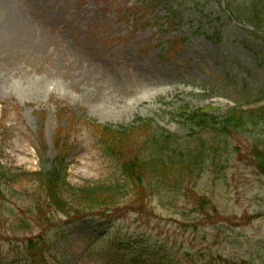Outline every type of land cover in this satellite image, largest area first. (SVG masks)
<instances>
[{"label": "rangeland", "instance_id": "1", "mask_svg": "<svg viewBox=\"0 0 264 264\" xmlns=\"http://www.w3.org/2000/svg\"><path fill=\"white\" fill-rule=\"evenodd\" d=\"M148 2L0 0V76L6 80L0 86V162L10 171L49 169L54 132L66 122L56 116L57 103L64 114L113 129L151 122L153 130L177 138L176 151L203 142L208 156L197 175L180 187L170 179L147 180L142 208H132L127 197L97 236L87 235L91 225H57L69 230L63 238L69 243L51 246L48 262L64 264L69 257L114 264L125 249H137L149 264H217L219 256L264 264V175L251 154L254 144L264 148V120L257 129L245 124L214 140L211 132L194 135L179 116L182 107L218 116L263 108L264 32L253 33L234 14L253 17L248 0H163L142 15ZM169 15L177 18L166 30ZM173 38L180 44L164 57ZM71 129L69 184L119 177L118 160L104 153L96 136L83 124ZM215 142L220 152L209 150ZM32 191L15 186L6 189L7 198L0 196L3 254L7 239L39 233L30 219L38 197ZM20 219L31 225L12 232ZM56 233L45 239L56 237L62 245ZM102 257L109 258L99 263Z\"/></svg>", "mask_w": 264, "mask_h": 264}, {"label": "trees", "instance_id": "2", "mask_svg": "<svg viewBox=\"0 0 264 264\" xmlns=\"http://www.w3.org/2000/svg\"><path fill=\"white\" fill-rule=\"evenodd\" d=\"M248 2L250 3L249 9L254 11L253 17L243 16L246 13L242 14V11L239 12L235 9L234 14L238 18L245 19V22L255 30L264 32V0H248ZM263 100L264 93L259 101ZM179 114L188 124L190 132H211L216 136L214 138L216 140L220 137H227L228 134L238 131L242 126L250 125L255 129L259 128L260 120H264V107L247 111L232 108L223 116H218L213 112L210 114L209 110L188 112V107L186 109L182 107ZM150 127V122L140 121L137 126L128 128L104 127L96 129L101 134L100 137L106 150L119 160V177L114 178L110 183L70 185L67 181V166L65 164L68 154L65 149L66 144L58 132L55 142V149L58 153L49 162V169L42 168L34 172L10 171L0 163V193L3 189H12L15 186L36 190L35 192L44 201L41 206L37 207V216L39 215L37 218L44 225L51 223L54 214L66 218L71 217L75 220L74 222L95 220L96 217L102 218L106 212L116 210L121 204L123 205V200L129 196L133 198L131 203L141 209L145 201L144 188L147 180L164 182L170 179L174 185L180 187L184 184V179L192 178L202 170V165L208 156L207 147L203 142L194 150L170 151L172 137L164 132L157 133ZM150 130H152L151 134ZM259 144L251 146L253 167L260 175H264V148H261ZM209 147V150L213 152H220L217 142L212 143ZM213 155L216 156V154ZM198 202H201L200 205H202V198ZM46 211L48 214L43 215ZM206 212L207 210H200V213L206 214ZM95 213L99 215H94ZM96 221L102 220L96 219ZM39 238L37 237V240L26 238L24 248L17 250L19 253L21 251L19 258H12L9 263L47 264L48 248L44 245L43 240L37 242ZM117 261L120 264H147L136 257L135 253L131 258H128V263L123 260ZM214 261L217 264H252L242 259L237 262L222 261L220 256L214 258Z\"/></svg>", "mask_w": 264, "mask_h": 264}, {"label": "bare ground", "instance_id": "3", "mask_svg": "<svg viewBox=\"0 0 264 264\" xmlns=\"http://www.w3.org/2000/svg\"><path fill=\"white\" fill-rule=\"evenodd\" d=\"M4 82H6L5 77H1V76H0V86H1Z\"/></svg>", "mask_w": 264, "mask_h": 264}]
</instances>
